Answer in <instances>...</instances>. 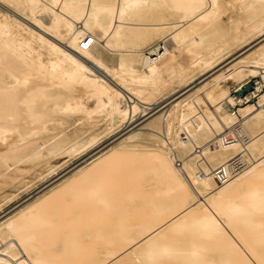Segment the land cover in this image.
I'll list each match as a JSON object with an SVG mask.
<instances>
[{
  "label": "bare ground",
  "instance_id": "obj_1",
  "mask_svg": "<svg viewBox=\"0 0 264 264\" xmlns=\"http://www.w3.org/2000/svg\"><path fill=\"white\" fill-rule=\"evenodd\" d=\"M254 73L264 0H0V186L166 107L10 209L0 264H264V89L229 107Z\"/></svg>",
  "mask_w": 264,
  "mask_h": 264
},
{
  "label": "rangeland",
  "instance_id": "obj_2",
  "mask_svg": "<svg viewBox=\"0 0 264 264\" xmlns=\"http://www.w3.org/2000/svg\"><path fill=\"white\" fill-rule=\"evenodd\" d=\"M22 17L28 20V18L24 16ZM242 51H244V49L234 53L236 54L235 56H237V54L238 55L241 54ZM234 54L233 55L230 54L226 62L229 61L230 58L234 56ZM201 73L197 71L195 72V81L192 84H190V86L188 87L194 86L197 81L202 80L208 74V72L202 74ZM255 80L261 81L260 73L252 74L240 85L236 87H232L230 92L233 89H236L239 95L248 93L251 88L250 85ZM247 86L249 87L247 88ZM263 89L264 87L261 88V90ZM261 90L258 91V94L261 92ZM180 96L182 95H180L178 92L177 94L172 96V98L173 99L175 98V100H177ZM256 100H257V96H253L250 100L243 102L240 105L236 104L233 110H236L240 106H243L247 103L254 104ZM163 104L164 103L160 104L159 107L154 108L152 111H150L144 116L137 114L132 121H128V122L124 121L123 122L124 124L122 123L116 124L111 128L112 130L107 129V123H105V121L103 120L99 121L95 126V128L93 129L94 132L92 133L93 135L96 136L95 141L92 144L89 143L86 145H81L82 143H80L79 145L76 146V151H72L70 153H62L52 158L50 157L45 158L32 164L26 161L17 163L16 172L18 173V176L14 180L2 183L0 186V220L4 218L3 216H5L8 213V211H11L13 208L19 206L21 203L26 202V200L28 201L31 200L32 197L35 196L36 192H38V190L42 188H43L42 190H45L47 188V185L53 183V181L57 182L61 176H65V177L68 176L78 166L85 163L89 159H92L95 155L100 153L108 146L116 145L119 142H121L123 138L126 137V135H128L129 133L135 132L137 133V135L131 142H128V144L129 143H133L136 145L153 144L155 139L149 137L147 134L150 133L151 131H156V128L151 124L149 125V123L157 115L164 114V112L166 111V107L160 108L163 106ZM158 108L160 109L158 110ZM75 124L71 125L70 129ZM164 131L166 134L167 131L166 130ZM178 146L179 149L184 153L183 156L189 153V150L187 148H184L180 144Z\"/></svg>",
  "mask_w": 264,
  "mask_h": 264
},
{
  "label": "built area",
  "instance_id": "obj_3",
  "mask_svg": "<svg viewBox=\"0 0 264 264\" xmlns=\"http://www.w3.org/2000/svg\"><path fill=\"white\" fill-rule=\"evenodd\" d=\"M261 82H262V80L261 81H258V80L253 81V83L250 85L251 88H250L249 92L245 93L243 95H239L238 92L236 91V89H233L231 91L232 95L235 98L234 105L229 104V107H230V109H232V112L237 111V109L233 110V108H234V106H236V104L240 105L241 103L250 100L253 96L258 95V91L255 90L256 89L255 87H256L257 83L260 84ZM246 96H247V98H246ZM239 100H241V101H239ZM229 166L232 167L231 170L238 171L239 169H241L245 166V163H243L242 159H239L238 157H234L233 159L230 160ZM213 174L219 183L224 182L223 180L226 179V175L223 172V168L218 167L217 169L214 170Z\"/></svg>",
  "mask_w": 264,
  "mask_h": 264
},
{
  "label": "water",
  "instance_id": "obj_4",
  "mask_svg": "<svg viewBox=\"0 0 264 264\" xmlns=\"http://www.w3.org/2000/svg\"><path fill=\"white\" fill-rule=\"evenodd\" d=\"M249 86H247V88H248Z\"/></svg>",
  "mask_w": 264,
  "mask_h": 264
}]
</instances>
